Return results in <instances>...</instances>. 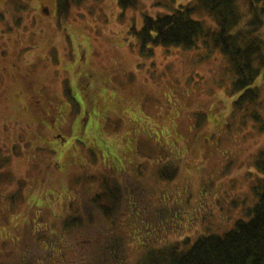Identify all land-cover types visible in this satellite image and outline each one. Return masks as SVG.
Returning a JSON list of instances; mask_svg holds the SVG:
<instances>
[{
	"label": "rangeland",
	"instance_id": "rangeland-1",
	"mask_svg": "<svg viewBox=\"0 0 264 264\" xmlns=\"http://www.w3.org/2000/svg\"><path fill=\"white\" fill-rule=\"evenodd\" d=\"M59 1L0 0V260H16L22 237L45 241L51 221L70 212V182L84 172L101 179L103 168L137 174L144 203L172 218L179 210L177 225L164 220L159 237L136 241L133 225L145 217L129 209L118 216L129 264L145 256V238L163 245L227 232L256 202L264 132L230 116L232 74L210 41L146 54L133 35L144 17L194 0H66L65 17ZM191 19L216 26L205 14ZM161 160L177 165L170 184L155 180Z\"/></svg>",
	"mask_w": 264,
	"mask_h": 264
},
{
	"label": "trees",
	"instance_id": "trees-1",
	"mask_svg": "<svg viewBox=\"0 0 264 264\" xmlns=\"http://www.w3.org/2000/svg\"><path fill=\"white\" fill-rule=\"evenodd\" d=\"M130 2L134 5V0ZM241 2V7L246 5L247 9L240 13L239 0H194L193 5L180 7L170 15L144 17L141 29L133 35L141 44V52L146 54L152 50L149 46L192 50L200 39L210 41L213 48L226 57L232 74L230 92L236 97L230 116L233 121L236 118L242 125L251 123L252 128L264 132V100L262 89L256 85L261 73L264 78V0ZM58 4L57 15L65 17L68 13L66 0ZM48 7L47 4L44 12H49ZM195 13L212 18L215 28L202 27L200 22L192 20ZM261 82L260 86L264 79ZM137 152L146 155L140 146ZM257 157L254 166L260 177L252 188L256 202L231 223L227 232L221 235L205 233L195 239L186 237L183 241L163 245L154 237L145 238L142 247L147 251L145 256L140 255L138 264H264V149ZM113 171L108 174L103 168V173L99 172V176H103L101 179L95 174L88 178L84 172L82 181L80 176L78 183L72 180L69 184L73 189L68 202L70 212L51 221L52 232L42 235L47 237L45 241L22 237V250L12 264H129L127 239L121 228L118 231L119 217L125 214V209L137 215L141 212L145 217L133 225L134 241L138 237L156 235V228H161L164 220L172 223L176 220L179 210L172 218L174 215H168L170 210L142 201L146 184L137 174H130L124 167ZM176 171L173 161L163 163L161 160L155 180L170 184ZM86 180L98 188L85 185ZM151 195L159 203L153 190ZM243 217L247 220H242ZM173 224L177 225V220ZM0 264L6 263L0 260Z\"/></svg>",
	"mask_w": 264,
	"mask_h": 264
}]
</instances>
